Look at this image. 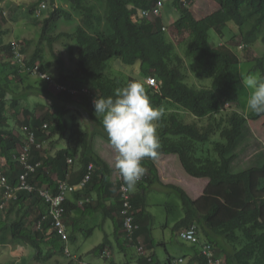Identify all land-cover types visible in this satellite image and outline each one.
<instances>
[{
  "label": "trees",
  "instance_id": "obj_1",
  "mask_svg": "<svg viewBox=\"0 0 264 264\" xmlns=\"http://www.w3.org/2000/svg\"><path fill=\"white\" fill-rule=\"evenodd\" d=\"M42 1L31 8L36 10ZM65 1L74 11L57 4V0H49L52 10L41 26L40 41H48L54 59L50 60L43 46L37 45L28 56L27 68L21 69L15 64L17 69L6 75L5 81H0V173L6 175L13 186L19 184V177L24 171L16 159L22 138L26 135L24 128L35 131L37 141L41 144L31 149L30 161L40 162V166L28 178L35 189L19 190L16 199H11L3 210L0 208V246L14 243L16 252L20 253L18 246L22 240L35 249L34 258L42 264L59 255H66L68 264H83L81 258L68 256V246L54 228L46 239L44 232L52 227L50 215L46 219L48 227L27 229L29 223L25 218L31 211L27 210L26 206L30 204L26 202L37 197L44 201L39 193L40 188L53 187L56 192L57 181L67 179L70 165L78 166L80 172L71 182L80 183L88 173L90 164H94L95 168L86 185L79 190L89 193V190L97 189L96 202H100V190L110 178V167L93 145L94 132L91 129L96 128L91 125L96 127L97 123L103 128L101 120L95 115L93 100L96 96L113 95L117 88L125 86L130 80H139L151 104L163 110L161 118L156 122L161 145L158 157L173 155L184 173L195 179L200 187V194L192 197L181 186L171 185L179 193L185 211L182 217L175 219L173 228L179 231L180 236L181 230L195 226L200 239L198 245L192 246L195 253L192 262L207 264V259L200 253V244L209 242L217 256L224 259V264H264V148L249 126L250 119L264 118V114L250 113L247 116L239 111L237 106L240 105V96L234 90L235 70L242 62L234 48L240 45L249 48L258 41L264 43V0L203 2L204 5L215 3L219 7L202 18H196L193 11L183 6L180 0H168L179 14L168 25L161 18L151 20L140 17L141 9L150 7L158 0ZM41 9H47V4L43 2L38 9L40 16ZM33 13L30 11L28 14ZM75 15L79 18L75 29L71 32L60 31L61 22H70ZM213 29L220 38H223L226 29L232 31L233 35L227 43L222 42V39L217 46H213L210 40ZM166 31L171 35L169 40ZM175 31L178 35L187 32L188 37L177 42L172 37ZM60 38L71 40L77 46L74 70L66 68L64 58L54 52L53 44ZM187 39H191V43L183 51ZM11 43L0 41V56L11 57ZM113 58L133 68L138 66L125 77L117 75L110 67ZM254 60L258 67L264 69V55ZM194 61L197 62L196 66ZM54 64L57 71L51 75L56 82L76 90V93L69 90L55 93L44 78L34 73L35 67H38L39 71L50 74ZM136 69L138 77L135 76ZM22 73L26 75L22 76ZM190 74L200 82L199 88L186 82ZM33 75H36V79ZM147 77L155 78L157 87L148 85ZM207 78L212 80L210 87H205L200 81ZM14 80L24 84L26 89H34L40 95L43 94L35 107L17 110L21 97L18 95L17 98L16 94L20 84ZM11 95L15 97L11 99ZM76 99L85 110L79 114L88 116L89 124L85 129L77 114H69ZM10 108L20 114L18 130L11 125ZM186 112L195 117L193 122L186 120ZM67 132L70 133L68 136ZM46 141L65 145L52 154L50 148L44 147ZM69 159H72L71 163ZM154 161L150 158L142 161L146 165L145 175L138 181L142 191L135 195L132 193L131 196L136 210L134 223L137 224L147 212L146 193L152 184L148 178L150 173H154ZM243 161L249 162L248 166L243 170H235ZM115 189L120 201L119 207L115 209L118 215L114 221L115 236L120 241L122 251L128 254L131 245L125 237L118 181ZM168 194L171 197L170 191ZM88 196L92 197V193ZM78 197L77 200L80 199ZM166 203L168 207L172 206ZM25 207L27 209L24 211ZM65 207L67 213L69 200ZM18 209L23 212L19 218ZM168 210L172 212L174 209L171 207ZM64 223L67 227L65 215ZM75 228H78L76 224ZM90 230L92 233L94 229ZM140 235L142 228L138 226L133 241L137 242ZM220 236H223V241L232 248V252L221 246ZM110 243L109 238L105 237L92 252L108 260V256L102 252ZM146 248L147 258L136 253L138 264H159L149 247ZM47 249L49 253H45ZM57 264H61L60 259ZM108 264L122 263L111 260ZM165 264H175L174 257L169 254Z\"/></svg>",
  "mask_w": 264,
  "mask_h": 264
},
{
  "label": "rangeland",
  "instance_id": "obj_2",
  "mask_svg": "<svg viewBox=\"0 0 264 264\" xmlns=\"http://www.w3.org/2000/svg\"><path fill=\"white\" fill-rule=\"evenodd\" d=\"M168 0H166L167 2ZM40 3V0H0V41L2 43H9L10 41H19L21 43L22 49L26 50L27 57L33 52L35 47L37 45L43 46V49L45 53L49 56L50 60L54 59V53L50 52V46L48 41L42 40L40 41V33H41V26L42 21L49 16L52 8L49 5V0H43L41 4L44 2L47 4V9H41V16L39 15L38 9H40L41 4L39 6H36V10H33V5L35 3ZM203 2H200V5H196L194 7H190V9L193 11V14L196 18H202L213 11H215L219 6L215 3H212L211 5H204ZM57 4L63 5L70 11H74L72 7L69 6V4L65 0H57ZM32 7V8H31ZM30 11H34L33 14H28ZM30 15V16H29ZM40 16V17H39ZM179 14L178 12L173 9L172 5L167 2L165 4L164 8L162 9V15L161 20L165 25H168L172 23L174 20L178 18ZM79 18L77 15L73 17V20L70 22H61L60 24V31H73L75 27L78 25ZM231 25L233 23H230ZM235 25V24H233ZM234 29V28H233ZM167 32V31H166ZM57 33L54 32V35ZM233 35V32L226 29L225 35L223 38H220L219 34L213 29L210 32V40L211 44L213 46H217L219 42H226L231 38ZM172 37L177 42L181 41L185 37H188V33H184L183 35H178V33L172 32ZM166 38L169 40L171 38V35L167 32ZM188 40V39H187ZM186 40V44L183 45L182 50L191 43V39L188 41ZM53 49L56 54L63 57L66 61V68L69 70H74L76 68V60H77V46L75 43L71 40H67L64 38H60L58 41H56L53 44ZM236 52L239 53L241 57V64L240 66L235 70V77L236 82L234 84V90L239 94L240 96V105L237 106V109L244 112L247 116H249L250 113H253L251 110H248L246 108V100L248 95L250 94V90L243 87L241 84V76L247 75L249 73H254L259 71L260 73L264 74V69L257 66V62L254 60L256 57H262L264 55V43L261 41L256 42L249 48L243 47V45L239 46L238 48H234ZM195 62V61H194ZM0 81H5V76L9 73H13V71L16 68V63L14 59H12L8 55H1L0 56ZM197 65V62H195V65ZM138 65H135V68ZM110 67L111 71L117 75L121 76H127L129 73H131L132 70L135 68L123 64L120 59L113 58L110 61ZM57 71L56 64L52 65L50 69V74L55 75ZM137 71V69L135 70ZM22 76H25L26 73H22ZM133 74V73H132ZM138 71L135 73V76L138 77ZM134 75V74H133ZM34 79H36V75H33ZM38 78V77H37ZM194 76H188L186 79V82L189 85H192L196 88L200 87V82L195 79ZM15 83L20 84L18 86V92L16 94V97L18 98V95L21 97L20 100V107L17 110L21 111L22 108L29 107H35L36 103L41 100V94L40 92H36L34 89H26L24 87V84H21L18 82V80H14ZM26 81V80H25ZM200 81L204 84L205 87H210L212 85L211 78L207 79H200ZM41 84V83H40ZM17 86V85H16ZM16 90V88H14ZM44 93V92H43ZM27 94V95H26ZM44 95H46L44 93ZM11 99L15 97L14 95H11ZM11 99L8 101L10 102ZM77 101V99H76ZM10 104V103H9ZM236 108V106L234 107ZM74 109V110H73ZM71 112L78 115V120L80 124L82 125V128L85 126H88V116L86 115H80V111H85L81 105H79V101L74 102L73 105H71ZM184 111V110H181ZM40 112V111H39ZM10 119L12 121L11 125L18 130V127L20 126V114L14 113L12 109L10 108ZM185 118L189 122H193L195 117L192 114L185 113ZM264 118H259L257 120L250 119L249 126L254 133V137L258 139L260 145L264 148ZM91 124V123H90ZM96 128L94 131L93 139L94 141L98 138L100 142H104L106 140V132L101 127V125L96 123ZM94 130V129H93ZM67 136L70 134L69 132L66 133ZM90 134H92L90 132ZM106 134V135H105ZM103 137V140L102 138ZM105 137V138H104ZM95 146V144L93 143ZM114 152V151H113ZM115 160V152L113 156ZM249 162L243 161L238 167L235 168V170H243L248 166ZM181 167V166H180ZM173 170H179L178 174H174V179H177L176 182L179 183L178 185L184 188L192 197H197L200 193V187L197 186L198 183H195V179L191 178L189 175L185 173L182 167L181 170L183 172H180V168L178 165V168H174ZM183 178H182V177ZM152 189L149 190L150 193H148V204L150 205L152 214H153V220H155V224L160 227L158 231H156V237H155V254L156 259L159 262V264H165L166 261V248L170 255L174 257V259L177 261L175 264H188L189 261H191V253L186 250V247L190 245H193V243L186 242L179 237L177 231L173 228V225L175 223V219H179L185 214V211L182 207V202L179 193L175 190L170 191L171 197L166 195L163 191L158 190V188H161L159 184H154L150 186ZM157 188V189H155ZM162 188H164L162 186ZM160 193V194H159ZM162 193V194H161ZM171 204L172 206L168 207ZM154 206H151V205ZM179 205V206H178ZM178 208H177V207ZM173 207V211L171 212L168 210L169 208ZM5 211V210H4ZM3 211V212H4ZM175 215L177 217L175 218ZM166 222H169V227H164ZM98 223V222H97ZM94 222H88L86 226L94 228V232L89 235L87 238H83L82 240L78 241H71L68 243L69 250L72 255L77 254L81 255L82 258L86 261L90 260L92 258L91 254L93 253L92 250L100 244L101 241H103V237L105 236L104 233H102L100 230H102V227H96L94 226ZM89 232L91 230L89 229ZM202 240L204 241V237H202ZM223 236L219 237L221 246L226 248L228 252H232V248L223 241ZM161 241L166 242V247H164L162 244H160ZM20 245L18 246V252H16L15 244L10 243L7 245L0 246V264H42L39 261H36L34 258L35 256V249L30 246L29 244H26L22 240H20ZM225 242V243H224ZM83 243V246L80 248H77L79 244ZM198 245V244H195ZM86 250V252H83V250ZM201 248V244H200ZM58 259H60L61 264H66L68 258L66 255H59L57 256ZM180 259H182L180 261ZM100 262H102V259L99 258ZM49 262L50 264H53L55 262L54 257L51 259H48L45 263Z\"/></svg>",
  "mask_w": 264,
  "mask_h": 264
},
{
  "label": "crops",
  "instance_id": "obj_3",
  "mask_svg": "<svg viewBox=\"0 0 264 264\" xmlns=\"http://www.w3.org/2000/svg\"><path fill=\"white\" fill-rule=\"evenodd\" d=\"M92 132L95 130L91 129ZM106 135V134H105ZM58 136L55 138L57 139ZM99 138V137H98ZM96 139L94 141L95 144V151L99 153L108 163L110 167V178L109 182L105 181L106 183L104 184L103 188L100 190V202L97 203L96 200L98 199L97 196V189H91L89 190V193H92V197L88 196L89 193H86L84 190H79L70 193L67 196V200H69V211L66 212L65 219H67V232L69 235V240L67 242H63L64 244H67L71 241H78L82 240L83 238H87L89 235H91L93 232L89 233V229H94L92 227L86 226L88 222H94V226L102 227L103 229L100 230L102 233H104V237H108L109 240L111 241L110 245L108 246L111 251V256L108 257V260H105V258L101 257L99 253H92L91 256L92 258L88 261L84 260L81 255L74 254L75 258H81L83 261V264H108L111 260H114L117 263H122V264H138V260L136 258V251L133 247L128 251V254L122 251L121 246H120V241L116 238L115 236V230H116V224L115 220L117 219V208L119 207V198L117 195V191L115 189V186L117 184L116 176L118 174V170L115 168V160L113 158L114 156V150L106 136V140L104 142H100L99 139ZM103 140V137H101ZM105 138V137H104ZM53 140V139H52ZM50 141H46L44 143V147L50 148L52 154H55L61 146H64V143L61 142H56L51 144ZM155 169L154 173H150V176L148 179L152 181V185L154 184H159L161 188H158V190L163 191L165 194L168 193V191L173 190L171 185H178L179 183L176 182L177 179H174V174H178L179 170H173L174 168H178V161L173 155H164L160 156L155 159ZM143 167L146 166L142 162ZM145 168V167H144ZM180 172L182 173L183 170H181V167L179 165ZM79 168L78 166H72L70 165L69 172L67 175V181L72 183L71 181L75 179V176H78ZM179 175V174H178ZM185 175V173H183ZM186 176V175H185ZM182 177V176H181ZM183 178V177H182ZM57 181V177H55ZM195 183H197L195 181ZM75 184V183H72ZM94 185V183L92 184ZM46 186V185H44ZM148 187L147 189V209L143 216L141 217V220L138 224L142 228V235H140V238L142 241L149 247L151 252L155 254V237H156V231L160 227H158L155 224V220H153V214L150 208V205L148 204V193L151 187ZM162 186L164 188H162ZM198 186V184H197ZM47 187V186H46ZM93 187V186H91ZM53 190V187H50ZM157 189V188H155ZM132 193L138 194L142 191V188L139 186L137 183L135 188L131 190ZM160 194V193H159ZM162 194V193H161ZM87 195V196H86ZM76 196H79L80 199L77 200ZM78 197V198H79ZM40 198V197H39ZM38 197L32 198L31 201L26 202L28 203L29 206H26L23 210L25 209L29 210L30 214L29 216H26L25 221L29 223V228L28 230H37V229H42L43 226L48 225V221L46 220L47 217L49 216V206L46 202H44L41 198L39 199ZM86 199L85 202L90 203L89 205H85L86 203L84 200ZM65 201V204H66ZM151 206H154L153 204ZM116 209V210H115ZM23 214V212H20L18 209V218ZM98 222V223H97ZM169 222H166L164 227H169L168 226ZM75 224L77 225V229L75 228ZM174 226V225H173ZM48 227V226H47ZM53 230V227L47 228V230L44 232L47 236L46 239L49 238L50 232ZM179 235V231H177ZM71 235V237H70ZM180 237V236H179ZM104 240V239H103ZM123 240V237L121 238V241ZM102 242V241H101ZM100 242V243H101ZM160 244H162L164 247H166V242L161 241ZM99 245V244H98ZM83 246V243L79 244L77 248H80ZM193 245H190L186 247V250L191 253V261H189L188 264H197L195 261H193V257L195 255L193 248ZM69 248V246H68ZM82 249V248H81ZM83 250V249H82ZM49 253L50 251L47 249L45 250V253ZM83 252H86L84 249ZM166 257L170 254L166 248ZM99 258L102 259V262H100ZM55 262L53 264H57V261L59 260L57 256L54 257ZM69 259L67 260L66 264H68ZM45 264H50L49 262Z\"/></svg>",
  "mask_w": 264,
  "mask_h": 264
},
{
  "label": "clouds",
  "instance_id": "obj_4",
  "mask_svg": "<svg viewBox=\"0 0 264 264\" xmlns=\"http://www.w3.org/2000/svg\"><path fill=\"white\" fill-rule=\"evenodd\" d=\"M241 84L250 90L246 108L253 113L264 114V74L257 71L241 76ZM93 105L115 152V168L124 185L132 190L145 175L142 161L145 158L156 159L160 155L156 122L163 110L151 104L139 80L128 81L113 95L96 96Z\"/></svg>",
  "mask_w": 264,
  "mask_h": 264
},
{
  "label": "built area",
  "instance_id": "obj_5",
  "mask_svg": "<svg viewBox=\"0 0 264 264\" xmlns=\"http://www.w3.org/2000/svg\"><path fill=\"white\" fill-rule=\"evenodd\" d=\"M210 0H180L181 4L185 7H194L200 5V2H209ZM166 4V0H158L154 2L150 7L141 9L140 17L144 19H159L162 15V9ZM44 6V4H43ZM165 29V27H163ZM11 58L14 59L15 63L19 65L21 69L27 68V53L22 49L21 43L18 41H12L11 43ZM34 73L41 78H44L50 86L53 88L55 93L69 90L72 93H76V90L69 89L67 86L56 82L53 76L46 72H41L38 70V67H35ZM147 84L150 86L157 87V81L153 77H147ZM26 135L22 138L20 145V150L16 156L17 161L22 165L24 171L19 177V184L13 186L6 175L0 173V208L3 210L7 203L11 199H16V193L19 190H34L35 187L33 184L28 181L31 173L37 170V167L40 166V162L32 163L31 159V149L34 146L40 147L41 144L37 141L35 131L25 127ZM69 162H72V159H69ZM95 168L94 164H90L88 168V173L85 178L78 184L72 185L67 180H58L57 181V191L54 192L49 187H43L39 189V193L44 201L49 205V215L52 220V226L56 229L61 238L67 242L68 241V232L67 227L64 223V214H65V201L67 196L70 193L76 192L78 189L83 188L86 185L88 179L91 177V171ZM116 180L120 184V196H121V214L123 216L124 228H125V237L128 239L129 244L133 247L136 253L142 258H147V248L145 243L141 238L137 242H134V233L138 229V224L134 223L136 210L133 208L131 202L132 191L129 190L123 182L122 177L119 175V172L116 176ZM181 239L197 244L199 243V236L197 235L195 226L191 228H186L180 231ZM67 254L70 257L72 256L70 250L67 248ZM103 255L111 256V251L109 247H106L102 252ZM201 255L207 259V264H224V259L217 256L214 247L208 242L201 245ZM75 258V257H74ZM151 257L148 259L150 260ZM182 259H180L181 261ZM177 261L174 259V263Z\"/></svg>",
  "mask_w": 264,
  "mask_h": 264
}]
</instances>
